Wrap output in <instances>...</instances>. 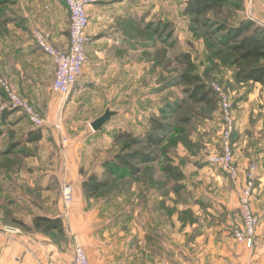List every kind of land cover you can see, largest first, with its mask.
Returning a JSON list of instances; mask_svg holds the SVG:
<instances>
[{
  "label": "rangeland",
  "instance_id": "374dc122",
  "mask_svg": "<svg viewBox=\"0 0 264 264\" xmlns=\"http://www.w3.org/2000/svg\"><path fill=\"white\" fill-rule=\"evenodd\" d=\"M99 1L106 9L112 8L115 2ZM126 1L128 8L117 4L126 10H123L125 16L116 21L123 36L120 44L90 55L83 75L68 97H61L52 89L47 91L56 108L50 114L40 113L31 103L45 119L42 126H32L20 111L4 115L0 110L1 231L18 233L26 230L19 222L26 227L32 226V218L36 215L58 216L63 220L64 233L49 235L59 243L70 240L72 248L73 245L83 248L79 219L81 211L87 208L95 213L100 207L105 215L113 217H125L128 213L153 217L162 214L160 209L164 205L154 198L179 180L176 173H163L162 166L175 164L183 173L180 184H189L191 178H203L209 171L216 176L226 175L208 162L209 155L218 150L222 129L218 98L215 95L209 104L188 99L185 91L188 85L182 75L196 74L211 89L219 85L235 104L236 97L231 93L235 85L230 81L235 67L230 53L217 43L223 31H216L219 24L233 26L244 16L245 0H229L220 9L200 17L199 24L184 12L187 0ZM3 3L0 0V9L4 7ZM42 57L39 59L42 67L37 68L38 76H33V84L27 77H22L20 70L3 71L12 85L10 87L25 99L26 88L37 83L41 92L47 90L45 84L50 60ZM119 57L126 58L117 62ZM3 105H7V98L0 90V108ZM178 105L182 106L179 108ZM106 109L111 111V117L100 130H93L90 124ZM157 123L167 126V130L154 129L153 124ZM35 129L42 132V138L34 143L24 142L22 138L27 132ZM122 132L130 136L118 138ZM147 134L161 135L163 141L152 146L144 141L128 145L131 136L145 138ZM8 148L13 152L1 155ZM137 151L156 155V159L143 164L132 160L130 165L140 168L137 175L112 179L92 198H86L81 188V197L76 202L74 185H81L91 174L105 177L104 162L115 155ZM65 184L72 188L69 203L63 201ZM205 190L210 195L219 196L214 186ZM181 194L186 195L184 190ZM162 201L167 202L166 206L171 204L166 199ZM203 201L208 204L204 197ZM185 216L189 217L187 213ZM189 219L192 220L191 216ZM217 219L224 225L222 229L226 237H231L229 249L232 253L226 257L227 261H221L222 256L219 253L216 256L215 252L214 260L208 264H260L259 255H264L260 251L264 249V238L263 233L257 232L258 224L252 245L239 243L234 238V227L241 223L239 201L238 209L228 210L227 215L222 213ZM206 220L204 225L209 224ZM225 221H229L228 225ZM71 223L78 229L73 234L67 232ZM166 225L169 229L170 224ZM158 243L155 246H159Z\"/></svg>",
  "mask_w": 264,
  "mask_h": 264
},
{
  "label": "crops",
  "instance_id": "0c3cea01",
  "mask_svg": "<svg viewBox=\"0 0 264 264\" xmlns=\"http://www.w3.org/2000/svg\"><path fill=\"white\" fill-rule=\"evenodd\" d=\"M110 1L115 2L109 9L99 0L87 7L88 32L91 35L87 47L88 57L119 45L123 37L116 21L125 16L124 9L128 8L125 2L128 1ZM2 2L4 7L0 9V73L6 77L11 87L3 71L12 68L20 70L22 77H27L33 84V76H38L37 68L42 67L39 59L43 56L33 42V29L49 32L52 43L59 49L66 50L69 45V14L63 0ZM117 4H124V9ZM243 8V17L252 19L264 27V0H245ZM125 58L119 57L117 62ZM53 71L54 67L49 62L46 92L51 89ZM124 74L126 75L125 71ZM234 85L231 93L236 97L233 104L236 130L232 141L239 170L238 178L232 181L227 175L216 176L213 171H209L203 178H191L188 180L189 184L182 183L186 195L178 197L170 190L168 194H159L154 198L156 202L164 205L160 209L162 214L154 217L141 213L113 217L105 215L100 207L95 213L88 208L81 211L80 242L90 264H191L195 261L197 264H208L214 260L215 252L216 256L217 253L222 256L219 258L221 261H227L226 257L232 253L229 249L231 237H226V232L222 229L224 225L217 217L222 213L227 215L228 210L233 208L238 209V198L244 186L246 169L252 164L256 165L257 171L256 186L251 199L253 210L258 216L257 232L263 233L261 236L264 238V86L258 82H241ZM38 86L37 83L32 88H26L25 97L40 113L50 114L56 109L54 103L48 92L46 93L45 89L41 92ZM210 185L214 186V191L221 198L210 195L205 190L210 188ZM73 190L77 202L82 194L81 185H74ZM203 197L208 204L203 201ZM162 199L168 200L170 206H166L167 202ZM185 213L191 216L192 220L185 216ZM211 219L214 220L210 221ZM205 220L208 225H204ZM165 222L170 224L169 229ZM225 223L228 225L229 221ZM68 230L66 231L69 234L78 231L77 226L72 223ZM168 239L169 244H173H166ZM156 242L160 245L155 246ZM260 251L264 252V249ZM72 253L70 240L59 243L53 236L38 230H22L18 233L0 230V264H69ZM259 258L260 264H263L264 255H259Z\"/></svg>",
  "mask_w": 264,
  "mask_h": 264
},
{
  "label": "built area",
  "instance_id": "2783aa9c",
  "mask_svg": "<svg viewBox=\"0 0 264 264\" xmlns=\"http://www.w3.org/2000/svg\"><path fill=\"white\" fill-rule=\"evenodd\" d=\"M63 1L69 14L68 48L62 50L56 47L52 43L51 34L41 29H33L32 39L38 50L50 60L54 67V76L50 88L61 97L66 98L76 88L79 78L84 73V67L89 63L87 47L91 35L88 32L89 13L87 7L97 0ZM0 90L4 91L7 98V105L1 106L0 110L20 111L35 127L44 124L45 119L39 115L28 100L21 97L18 92L10 87L8 80L1 73ZM213 91L218 98L222 129L219 133L218 150L209 155L208 162L210 165L217 166L232 181H235L238 178L239 170L233 153V141H231L236 130L233 102L228 92L219 85H214ZM246 170L244 186L238 198L241 223L234 227V238L237 242L250 246L253 244V237L258 223V216L253 211L251 199L255 188L256 165H249ZM71 199L72 188L70 185L65 184L63 187V201L69 203ZM72 249V259L69 264H90L85 249L79 245H73Z\"/></svg>",
  "mask_w": 264,
  "mask_h": 264
},
{
  "label": "trees",
  "instance_id": "16d2710c",
  "mask_svg": "<svg viewBox=\"0 0 264 264\" xmlns=\"http://www.w3.org/2000/svg\"><path fill=\"white\" fill-rule=\"evenodd\" d=\"M229 0H187L184 5L185 14L193 17L194 21L199 24V18L206 15L215 9H220L221 6ZM233 26L226 24H219L216 32L223 31L220 37H218L217 43L219 46L225 48L232 56V65L235 70L232 74L231 81L235 84L246 82H258L264 86V27L255 22L252 19L241 17L234 22ZM183 81L188 85L185 89L186 97L192 101L210 103L215 99V93L213 88H208L207 84L201 82L199 76L196 74H183ZM3 93L4 91L1 90ZM5 95V93H4ZM6 97V95H5ZM179 108L182 105H178ZM12 110H3V114H11ZM183 121H187L183 119ZM154 129L167 130V126L157 123L153 124ZM126 132L118 135V138L129 137ZM234 136V134H233ZM231 138V141L233 139ZM42 138V132L39 129L28 131L25 138L22 140L26 143H34ZM21 141V140H20ZM146 142L149 145H159L163 141V136H157L153 134H147L145 138L140 135L131 136L128 140V145L133 146ZM11 146H15L12 144ZM13 152V149H6L1 155L9 154ZM156 159V155H148L140 152L126 153L122 155H115L112 159L102 164L105 177L100 178L97 175H89L87 179L81 183L84 196L86 198H92L99 193L103 188L107 187L112 179L123 178L125 175H137L140 171L139 167H133L129 162L132 160L136 163H150ZM161 170L165 174L176 173L177 177L183 178V173L180 172L175 164H167L162 166ZM175 175V174H174ZM176 181L170 185L168 190H163V194H168V191H172L176 196H181L183 191V184ZM32 226L26 227L23 222H19L20 225L26 230H35L42 233L60 236L64 233L63 220L60 217H47L36 215L32 218Z\"/></svg>",
  "mask_w": 264,
  "mask_h": 264
},
{
  "label": "water",
  "instance_id": "95a60500",
  "mask_svg": "<svg viewBox=\"0 0 264 264\" xmlns=\"http://www.w3.org/2000/svg\"><path fill=\"white\" fill-rule=\"evenodd\" d=\"M111 111L106 109L105 112L98 117L97 119H95L94 121H92V123L90 124V127L93 130H100L101 127L107 122V120L111 117Z\"/></svg>",
  "mask_w": 264,
  "mask_h": 264
}]
</instances>
